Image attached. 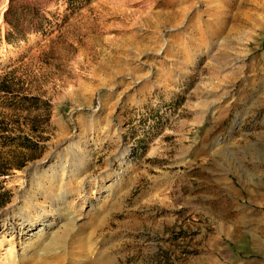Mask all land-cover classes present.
<instances>
[{
    "label": "rangeland",
    "instance_id": "rangeland-1",
    "mask_svg": "<svg viewBox=\"0 0 264 264\" xmlns=\"http://www.w3.org/2000/svg\"><path fill=\"white\" fill-rule=\"evenodd\" d=\"M3 76L0 264H264V0H0Z\"/></svg>",
    "mask_w": 264,
    "mask_h": 264
},
{
    "label": "trees",
    "instance_id": "trees-1",
    "mask_svg": "<svg viewBox=\"0 0 264 264\" xmlns=\"http://www.w3.org/2000/svg\"><path fill=\"white\" fill-rule=\"evenodd\" d=\"M38 97L21 94L20 91L14 90L7 77H0V106L10 110H33L37 109ZM4 113L0 114V176L8 175L9 171L14 168H20L24 162L34 159L35 156L29 154L40 148V141L35 133L44 131L41 122L36 120L31 124L25 122L24 125L32 133L28 134L23 123L18 120L6 119ZM34 134V135H33ZM12 155H16L19 161H15ZM10 200L9 190L0 186V208L5 206Z\"/></svg>",
    "mask_w": 264,
    "mask_h": 264
},
{
    "label": "bare ground",
    "instance_id": "bare-ground-1",
    "mask_svg": "<svg viewBox=\"0 0 264 264\" xmlns=\"http://www.w3.org/2000/svg\"><path fill=\"white\" fill-rule=\"evenodd\" d=\"M61 236V235H60ZM56 238H57V236H56ZM55 239V238H54ZM58 239V238H57ZM59 240V239H58ZM49 248V247H48ZM51 249H53V248H51ZM54 250V249H53ZM52 251L51 250H49V251H47V253H45V254H42L41 256H40V259L38 258V260H39V262H38V264H55V262L54 261H57L56 259H52L51 257H52V253H51ZM54 252V251H53ZM55 253V252H54ZM47 254V255H46ZM57 256H59V255H57ZM56 257V256H55ZM34 261V260H33ZM32 262V261H31ZM32 264V263H31Z\"/></svg>",
    "mask_w": 264,
    "mask_h": 264
}]
</instances>
